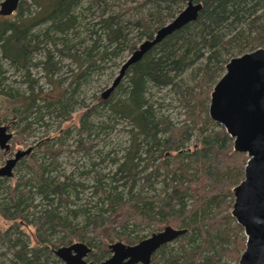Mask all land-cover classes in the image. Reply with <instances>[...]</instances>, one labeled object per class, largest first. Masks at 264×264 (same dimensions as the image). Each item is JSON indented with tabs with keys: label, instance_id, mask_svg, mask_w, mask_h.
Returning <instances> with one entry per match:
<instances>
[{
	"label": "trees",
	"instance_id": "trees-1",
	"mask_svg": "<svg viewBox=\"0 0 264 264\" xmlns=\"http://www.w3.org/2000/svg\"><path fill=\"white\" fill-rule=\"evenodd\" d=\"M188 1L20 0L12 16H0V99L14 103L20 122L40 107L62 115L67 111L63 102L70 99L64 97L66 90L43 95L31 69L54 85L61 61L70 60L76 67L69 71L70 82L77 89L98 59L132 53ZM191 1L201 4L197 19L156 44L127 69L123 84L84 113L73 150L87 158L84 165L68 175L61 172L59 139L57 148L42 144L43 156L30 152L20 161L27 178L12 186L0 180V215L10 224L0 231V241L13 252L12 264H46L52 250L75 242L93 250L88 261L99 262L109 243L132 245L141 238L137 229L166 226L186 232L175 246L159 248L150 264L237 263L245 237L230 215L231 190L243 179L247 158L233 151L232 139L209 119L207 109L226 63L264 48V0ZM82 30L87 38L81 40ZM4 63L23 73L26 93L6 86ZM163 90L177 101L182 120L160 112L169 106L163 97L161 103L152 100V91ZM98 107L106 121L99 122L102 129H113L111 123L127 126V146L119 156L111 157L110 151L87 157L94 127L87 118ZM29 125L13 129L21 136ZM107 162L111 168L103 173L98 167ZM87 190L89 196H83ZM24 219L33 223L34 248L11 238L20 235L16 226Z\"/></svg>",
	"mask_w": 264,
	"mask_h": 264
},
{
	"label": "water",
	"instance_id": "water-1",
	"mask_svg": "<svg viewBox=\"0 0 264 264\" xmlns=\"http://www.w3.org/2000/svg\"><path fill=\"white\" fill-rule=\"evenodd\" d=\"M20 0L0 2V16L15 13ZM201 4L189 0L183 9L167 24L160 27L151 40L142 41L121 66L112 84L101 94L103 100L113 92L127 69L139 61L164 38L194 22ZM209 119L221 126L232 139L236 153L245 154L243 179L232 188L233 203L230 215L242 229L244 250L237 264H264V48L231 58L223 75L213 86L207 109ZM0 125V148L8 149L11 134ZM31 148L17 151L0 168V176H12L16 163ZM185 229L164 227L133 245L114 242L108 245L110 256L93 263L86 260L91 248L82 242L59 246L54 255L63 264H150L159 248L175 241Z\"/></svg>",
	"mask_w": 264,
	"mask_h": 264
},
{
	"label": "rangeland",
	"instance_id": "rangeland-1",
	"mask_svg": "<svg viewBox=\"0 0 264 264\" xmlns=\"http://www.w3.org/2000/svg\"><path fill=\"white\" fill-rule=\"evenodd\" d=\"M1 1L3 0H0V2ZM87 21L85 19V21L81 23V25L84 26V30ZM84 30L81 31L83 32L80 36L81 40L87 38V33ZM86 44L89 43L87 42ZM105 44L106 43L103 41L102 45ZM131 54L132 53L124 51L119 53L118 55L109 57L105 60L98 59L95 63L97 67L92 72L86 74L87 78L77 84V89H74L76 88L75 84H71L70 82L71 78L69 75V71L76 70L75 65L71 64L70 60L63 59L61 61L60 70L56 75L53 76V81L55 82L54 85L47 83L43 78H41L42 73L40 70L31 69L30 76L32 79L37 80V88H40L42 90L43 95L50 96V93H52V95L57 96L58 92H60V88L66 90L64 97H70V99L64 101L63 103L66 104L65 106L68 112L66 111L62 113V115L56 116V113H53V110H50L51 108L48 110H42V107H40L39 110L31 111V114L27 117V119L25 121L20 122L14 110V103H12L10 100H5L1 97L0 125L7 127L8 132L11 133L12 137L9 141L8 152L0 150V166L4 164V161L7 158L12 157L17 151L25 150L29 147L34 148V158L41 157L44 155L42 153V144L54 143V148H57L59 139L61 141L60 145H63L62 148L64 151H62L58 155L56 163L58 164V166H61V172H64V175H68L70 172L73 171L75 166L80 167L81 164L84 165L87 161V158L83 154L75 153L73 151L76 148V143L78 140L76 129L79 126V122L83 117L84 113L90 111L92 108H96L97 104L99 103L98 100L101 99V94L112 84V82L118 75L121 66L126 62V60L130 57ZM1 66L2 69L5 71L6 86L26 93L27 86L26 83H23L22 81L23 73L12 67H9L6 63ZM85 67L86 64L83 66V68ZM57 81H60L61 83L59 87L56 88ZM123 83L124 78L121 80L120 84ZM151 94L153 95V101L161 103L163 97V105L166 107L169 104V106L165 108V111L160 109L161 113H167L173 119V121L182 120V110L178 107V103L175 99H171V97L168 96L164 90L160 93L152 91ZM103 121H105V118L103 113L100 112L99 107L97 110H95L94 113L89 115V117L87 118V122L91 123L90 125H93L95 127V129L94 127L92 129L93 138H91L93 146L92 149H90L91 152L89 156L87 157L96 158V156L104 155L105 153L110 151L114 152L111 154V157H115L116 155L119 156L120 154H122L121 149L127 146L128 137L125 133V131L127 130L126 124L117 123L116 125V123H111L112 125L115 124V127H113V129H102L99 126V122ZM27 123H30L29 128L27 129V131L25 130V132L21 136L18 134L17 131H15V129H13L16 127H23ZM109 165L110 164H108L107 162L100 165L98 168H103V173H106L107 169L111 168V166ZM27 176L28 170L25 169L24 165H17L16 168H14L13 170V177L7 181H4L2 184L5 186H12L21 177L24 179V177L27 178ZM89 184L91 185L90 181ZM89 191L90 190H87L83 196H89ZM32 224L33 223H31L30 219H24L23 221H19L16 227L18 228L20 235L13 234L11 238H18L19 240L24 242L29 249L36 247L37 242L35 239L34 228ZM9 226V222L5 221L4 219H2V216H0V231H6ZM151 228L152 227L139 228L137 229V232L135 234L138 235V237H141L139 239L141 241L145 238L150 237L153 233L160 232L156 230L153 231V229ZM114 242L121 241L115 240ZM174 243L175 241L170 243V246H173ZM8 250L9 249L7 248L5 242L0 241V264H12L13 262H15L13 252ZM54 250L51 251V254L47 257L45 263L63 264V262H61L54 255ZM3 253H6V255H2ZM99 253L101 252H98L97 254ZM109 256L110 252H108L106 258H108ZM106 258H104L103 260H105Z\"/></svg>",
	"mask_w": 264,
	"mask_h": 264
},
{
	"label": "flooded vegetation",
	"instance_id": "flooded-vegetation-1",
	"mask_svg": "<svg viewBox=\"0 0 264 264\" xmlns=\"http://www.w3.org/2000/svg\"><path fill=\"white\" fill-rule=\"evenodd\" d=\"M7 129H8V128H7ZM7 131H8V130H7ZM9 133H10V132H9ZM10 134H11V133H10ZM11 137H12V135H11ZM10 140H11V138H10ZM10 140H9V141H10ZM9 141L7 142L8 149H1V148H0V150H2V151H4V152H8V150H9ZM29 148H30V147H29ZM27 149H28V148H27ZM25 150H26V149H25ZM33 150H34V148H31V151H30V152H33ZM21 151H23V150H21ZM30 152H29V153H30ZM29 153H28V154H29ZM28 154H27V155H28ZM27 155H26V156H27ZM13 156H14V155H13ZM13 156H12V157H13ZM12 157H10V158H12ZM24 157H25V156H24ZM24 157H23V158H24ZM10 158H7V159L4 161V164H3L2 166H0V168L3 167V166L5 165V163H6V161L9 160ZM23 158H21V159L16 163V165H15L14 168H16V166L20 163V161H21ZM14 168H13V170H14ZM13 170H12V176H11V177H8V176H5V177H4V176H0V180H1V181H3V180H6V181H7V180H9L10 178H12V177H13ZM0 216H1V215H0ZM155 253H156V252H155ZM155 253H154V254H155ZM89 254H90V253H89ZM154 254H153V255H154ZM87 257H88V255H87ZM151 259H152V257H151ZM86 260H87V258H86ZM87 261H88V260H87ZM88 262H90V261H88ZM150 262H151V260H150ZM93 263H97V262H93Z\"/></svg>",
	"mask_w": 264,
	"mask_h": 264
}]
</instances>
